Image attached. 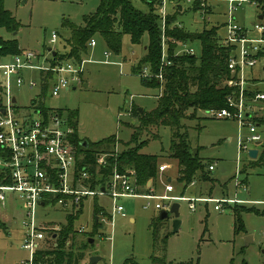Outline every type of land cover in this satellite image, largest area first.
I'll return each instance as SVG.
<instances>
[{
    "label": "rangeland",
    "instance_id": "obj_1",
    "mask_svg": "<svg viewBox=\"0 0 264 264\" xmlns=\"http://www.w3.org/2000/svg\"><path fill=\"white\" fill-rule=\"evenodd\" d=\"M130 1L136 9L148 10L145 1ZM99 3L100 0H3L4 8L12 13L20 26L16 33H9L0 28V36L4 39L15 38L20 50L36 52L39 55V59L33 62L36 65L50 66L52 57L49 49L62 54L64 58L60 63L65 65L73 60L66 57L69 51L67 39L70 25L80 26L83 23V16L95 11ZM176 4L181 8L176 22L178 26L182 24L192 32H199L204 27L219 26L218 34L224 35L222 25L227 20L225 15L227 2L224 0L204 3L215 7L211 13H207L206 8L188 10L191 3L186 1L177 0ZM171 6L167 0L168 10ZM255 11V5L252 3L237 6L234 11L237 24L251 31L256 23ZM53 33H56L57 37L51 42ZM249 36L256 37V34L250 32ZM94 40L95 46H89L87 52L82 55V59L86 61L83 63L82 73L79 74L80 83L73 84L70 74H64L70 88L60 90L58 95L53 96L48 87L45 92V104L50 108L76 112L78 133L91 142L114 135L109 152L119 154L129 147L131 126L138 125L136 117L124 114L130 106L128 101H132L131 105L136 108L149 112L157 105L160 89L145 87L141 83L140 74H134L132 71L145 54V45L148 42L146 34L139 44H132L129 36L123 35L118 54L111 51L99 36H95ZM181 48H191L196 56L201 53L198 40L186 42L183 46L179 45L175 54H182L178 53ZM104 52L109 53L107 58ZM164 52L168 54L167 45L164 46ZM12 61V55L0 59V63ZM147 70L146 68L145 74ZM248 74L250 70L246 68L245 75ZM253 74H258L257 68L253 69ZM20 76L24 79V83L11 84L9 93L16 98L17 106L25 109L40 93L41 80L36 71H22ZM30 82H34V85L31 86ZM4 86L5 78L0 71V103L5 100ZM261 105L258 107L262 109L261 114L264 115V104ZM183 124L185 126L183 131L188 135L191 148H199V155L205 161L216 162L215 169L211 171L216 181L203 184L196 182L189 191L195 195L208 194L218 198L220 195L215 192H219L221 187L222 192L228 197L248 201V203L243 202L244 205L254 207L259 213H242L244 231L235 233L230 204L224 205L222 210L217 211L213 202L207 204L196 202L195 209L191 210L188 202L176 201L179 204L177 217L179 223L177 231L174 232L175 217L169 211L171 203L163 202L165 204L163 210L168 212V216L159 219L161 210L154 209V205L158 202L162 203L161 201L126 197L119 203L125 208L126 216H114L112 226L101 223L93 235L91 233L94 230V204H101L108 210L111 206L106 198L88 197L84 201L82 212L73 223L74 229L83 227L85 231L82 234L77 233L74 239L73 247L82 255L78 264H91L92 257L100 258L97 264H123L126 259H132L137 264H156L154 258L166 263L198 260L199 264H243V262L264 264V164L249 168L246 165L248 162L246 155L242 153L239 155L242 160L237 177L239 181L246 178V186L236 187L234 184L238 158L237 137L239 133L244 136L246 129L242 128L239 132L238 123L235 121L209 118L202 110L197 111L195 118L185 119ZM258 129L264 134V123L260 124ZM170 138L171 129L168 126L149 127L140 136V140H144L145 145L139 152L156 155L159 158L158 163L169 164L170 168L164 174L173 179L176 176L177 162L167 156ZM248 147H252V144ZM244 167H247V170L242 172ZM174 187L175 192L170 194L179 195L180 192L185 191L182 190L183 184L175 183ZM162 193L163 187L158 186L154 195ZM184 195L191 197L189 192ZM14 197L17 198V195ZM235 207L234 209H239L238 206ZM100 213L101 211L99 215L102 218ZM106 214L108 217V213ZM66 217L65 211L56 205L48 204L45 208L36 209L34 224L37 228L63 227L67 225ZM0 219L7 225L11 223L7 226V230L0 229V264H18L27 260L31 254L22 248L26 228L18 203L16 205L8 203L6 209L0 211ZM152 220L155 222V226L153 225L156 229L155 240L152 239ZM167 235L169 236L164 241L163 238ZM47 237L45 232V239L38 242L39 247L52 249L56 240L51 243L48 242ZM89 237L93 239V243L88 242ZM248 238L251 239L250 242ZM72 242L68 238L66 248L71 247Z\"/></svg>",
    "mask_w": 264,
    "mask_h": 264
},
{
    "label": "built area",
    "instance_id": "obj_2",
    "mask_svg": "<svg viewBox=\"0 0 264 264\" xmlns=\"http://www.w3.org/2000/svg\"><path fill=\"white\" fill-rule=\"evenodd\" d=\"M177 0H169L174 6ZM180 1V0H178ZM188 3L200 2L201 6L211 0H181ZM207 1V2H206ZM227 2L226 23L224 24V35L219 36L220 43L225 47H230L231 54L227 62V68L231 78L224 83L234 88V92L227 96V106L221 109H209L204 111L206 116L219 120H232L238 123L239 130L245 128L246 136L240 133L237 137L238 158L236 160V176L240 173V163L242 153L246 155L251 148L263 143L264 138L257 131L256 103L264 101V91L258 88V83L253 81V69L264 67V26L256 22L252 30H248L237 24L234 11L237 6L243 3H252L256 6L255 0H224ZM210 5V4H208ZM158 13L161 16L162 29L165 27V18L169 13L167 0H161L158 6ZM206 13V12H204ZM181 27V26H179ZM256 33V37H250L249 33ZM56 33L51 35V42L56 39ZM95 40L91 39L89 46H95ZM180 45H185L181 43ZM165 40L163 38L161 66H166L169 62L164 52ZM178 53L194 54L191 48L180 49ZM178 55V54H176ZM38 54L31 51H23L14 55L10 63H0V71L5 78L3 88L5 100L0 103V211L6 209L9 201H19L24 217V233L22 248L31 255L27 260L18 264H33V254L36 250H43L38 242L45 239L47 232L48 242L55 241V237L60 231L59 227L37 228L34 224L36 209L47 207L48 204L56 205L66 211L71 216L79 214L83 201L88 197L104 196L111 202V210L108 213L101 212L99 221L112 226L114 216L125 217V208L119 204L122 198L137 197L141 199L159 200L154 205V209L163 210L165 204H173L176 201H186L191 210L195 209V203H215L214 209L222 210L226 204L241 203L237 199L211 198V197H189L185 195H173L174 186L168 181L164 174L170 165L159 163L154 181L163 187V193L154 195L156 187L152 180H148L146 185H137L136 173L133 169L119 171L116 166L109 172L103 173L101 170L107 167V157L116 156L114 153H100L96 158V180L104 178L102 184L91 187V173L87 165H82L84 155L78 152V148L72 142L74 128L70 123L66 111L59 109L42 110L39 102L35 100L25 109L17 108L13 102V96L9 93L11 84L21 85L24 79L20 74L22 71H37L42 75L40 84L45 83L48 73L56 75V80L51 89V95H58L60 90H68L70 84L64 74H70L73 84L80 83L79 74L83 71V63L70 61L67 64L57 63L49 67L36 65L33 62L38 60ZM105 58L109 53L104 52ZM105 63L107 61H104ZM249 68L250 74L245 75V69ZM146 68L140 74L145 78ZM162 80V72L155 76ZM264 83V82H262ZM33 86L34 82H30ZM130 100V99H129ZM132 101L124 114L132 116ZM121 115L119 114V117ZM252 144V147H248ZM214 164L211 163L208 169L212 171ZM100 168H102L100 170ZM17 195V198L14 196ZM171 206V205H170ZM78 233H85L83 227L77 229Z\"/></svg>",
    "mask_w": 264,
    "mask_h": 264
},
{
    "label": "trees",
    "instance_id": "obj_3",
    "mask_svg": "<svg viewBox=\"0 0 264 264\" xmlns=\"http://www.w3.org/2000/svg\"><path fill=\"white\" fill-rule=\"evenodd\" d=\"M143 1L148 4L147 11L136 9L130 0H100L95 11L83 16V23L80 26L70 25V34L67 39L69 51L66 57L73 59V62L83 60L82 55L87 52L89 43L95 36H99L111 51L118 54L123 35H128L132 44H139L143 35L146 34L148 42L145 45V54L132 71L134 74H141L143 68H147L149 76L141 78L142 85L147 88L160 89L157 105L153 110L140 112L135 106L132 107V116L137 118L138 125H130L132 134L129 147L116 156H108L107 167L100 168V170L102 169L103 173H108L114 166L119 171L133 169L136 173L137 185L140 187L146 185L148 180H154L159 158L156 155L139 152L140 148L145 145V141H141L140 136L149 127L168 126L171 129V138L167 156L177 162V182L182 183L184 188L195 180L211 183L215 180L208 169L212 161H205L201 158L199 148H191L188 135L183 131L185 128L183 121L195 118L199 110L221 109L227 106V96L234 92V88L224 83L231 78L227 68L231 48L220 43L219 26L204 27L199 32H192L184 27H179L176 24L178 15L181 13L179 4L171 6L165 18L163 30L161 16L158 13L161 0ZM255 2L258 14L262 16V19L257 21L264 26V0H255ZM205 8L207 13L212 11L211 5L204 7L198 1H194L188 6V10L194 11ZM19 26L12 13L4 8L3 0H0V28L9 33H16ZM163 38L165 45L168 46L166 60L169 64L166 66H161ZM193 40H198L200 43L201 53L199 56L186 53L175 54L181 43ZM21 52L15 38L4 39L0 36V59L9 55L21 54ZM52 52L50 65L62 62L64 56L57 52L53 56ZM160 70L162 72L161 81L155 77ZM253 81L257 82L255 79ZM46 87V83L42 84L43 92L47 89ZM39 107L46 110L40 102ZM76 115V112L68 111L70 123L74 128L72 142L78 148V152L84 155L82 165L88 166L91 173V187L94 188L96 184L104 182L102 177L95 179L97 177L96 158L100 153H109V147L113 145L114 136H108L97 142L88 141V145L84 146L76 132ZM260 164H264V143L258 159L250 161L251 166ZM235 206H238L239 209H234ZM100 211L103 209L94 204L95 221L94 230L91 233L93 235L100 227V221L96 220ZM245 212L259 213L254 207L235 204L231 212L235 233L244 231L242 213ZM76 218L77 216L67 215V225L63 226L55 237L56 245L52 249L36 250L32 258L33 264H78L82 255L73 247L75 235L78 233L73 225ZM153 225L155 226V222L152 220V236L155 240L156 229ZM7 226L5 222L0 220L1 230H7ZM168 236H164L163 240L165 241ZM68 238L73 242L71 247L66 248L65 244ZM153 261L158 264H199L198 260L166 263L154 258ZM123 264L135 263L132 259H126Z\"/></svg>",
    "mask_w": 264,
    "mask_h": 264
},
{
    "label": "crops",
    "instance_id": "obj_4",
    "mask_svg": "<svg viewBox=\"0 0 264 264\" xmlns=\"http://www.w3.org/2000/svg\"><path fill=\"white\" fill-rule=\"evenodd\" d=\"M210 2V1H209ZM212 7V11H213V9L215 8V7H213V6H211ZM255 12H256V22H258L257 20H259L258 19V16H259V14H258V11H257V8H256V6H255ZM211 11V12H212ZM210 12V13H211ZM225 15H226V13H225ZM226 23V21L223 23V25H222V27H224V24ZM182 27H184L182 24H180ZM256 34V33H255ZM22 52H23V50H21ZM52 51V50H51ZM12 56H14V55H12ZM84 61H86V60H84ZM257 69H258V74H253V76H254V78L253 79H255V80H257V82H260V83H258V88L259 89H261L262 91H264V87H262V86H264V83H262V82H264V67H262V68H260L259 66L258 67H256ZM37 72V71H36ZM38 74L40 75V80H41V77H42V75L43 74H41L40 72H38ZM55 80H56V75H54V74H52V73H50V74H47L46 75V77H45V83H46V85H47V87L46 88H48L49 87V90H50V92H51V89H52V86H53V84H54V82H55ZM80 80H81V78H80ZM41 86V91H40V93L39 94H37L36 95V97H35V99L31 102V104L35 101V100H37L38 102H40L41 103V105L46 109V110H50V109H54V108H50V107H48V106H46V104H45V98H46V95H45V92H46V90L43 92V89H42V84L40 85ZM50 86H51V88H50ZM13 99H14V104L16 105V107L17 108H20L19 106H17V104H16V98L13 96ZM12 99V100H13ZM30 104V105H31ZM261 104H264V101H261V102H258V103H256V106H257V109H258V112H257V116H255V118H254V121H256V126H257V131L259 132V126H260V124H263L264 123V115H262L261 114V111H262V109L260 108V107H258L259 105H261ZM29 105V106H30ZM28 106V107H29ZM261 107H262V105H261ZM27 108V107H26ZM21 109V108H20ZM56 109V108H55ZM142 109V108H141ZM59 110H62V109H59ZM142 111H143V109H142ZM66 114L68 115V111H66ZM68 118H69V116H68ZM77 123V122H76ZM237 123V122H236ZM239 126V125H238ZM76 132H77V135H78V138L80 139V140H82L83 142L85 141V142H88V141H90V140H88V139H86V138H83V137H81L80 135H79V133H78V125L76 126ZM239 132H240V130H239ZM259 134L264 138V134L263 133H260L259 132ZM239 135V134H238ZM247 135V131H246V134L244 135V136H246ZM111 136H114V135H111ZM243 136V135H242ZM106 138V137H105ZM104 139V138H103ZM102 140V139H101ZM91 142V141H90ZM93 142H97V141H93ZM263 143H264V141H263ZM263 143H261L260 145H258L257 147L258 148H256L257 150H258V152H257V156H256V158L255 159H252V158H250V159H247L248 160V162H247V167H249V168H253V167H255V166H251L250 165V161H252V160H256V159H258V157L260 156V154H261V151H262V144ZM252 149V148H251ZM211 163H213L214 165H216V162H211ZM210 163V164H211ZM257 166V165H256ZM247 167H244L241 171L242 172H245V170H247ZM236 168H237V164H236ZM214 169H215V166H214ZM213 169V170H214ZM177 174H178V168H177V171H176V176H174L173 177V179H172V177L171 176H167V179H168V181H170L171 183H172V185L173 186H175V183H177V184H182V183H178L177 182ZM235 176H236V171H235ZM215 179V178H214ZM154 180H152V182H153ZM155 182V181H154ZM153 182V183H154ZM196 182H198V181H193V182H191L186 188H184V187H182V190L183 189H185V191L182 193V192H180L179 194L180 195H184V193H186V192H189L190 194H191V197H209L210 195H195L194 193H192L191 191H189V188H191V187H194V185H195V183ZM198 183H201V184H203V183H206V182H198ZM207 183H209V182H207ZM234 184H235V186L236 187H240V186H246V178H243V179H241L240 181L238 180V183H236V180H235V182H234ZM154 185H155V187L157 188L158 186H160L159 184H157L156 182L154 183ZM174 189H175V187H174ZM219 192H215V193H218L219 195H220V197H218V198H228V199H236V197L235 198H230V197H228L227 196V194H224V192H222V189H221V187H219ZM175 192V191H174ZM182 193V194H181ZM211 198H217V197H214L213 195L212 196H210ZM93 198V197H92ZM97 198H106V197H104V196H97V197H94V199H97ZM109 202H110V200L108 199V198H106ZM237 200H239V199H237ZM85 201V200H84ZM84 201H83V204H84ZM241 203H243V202H245V203H248V201H246V200H239ZM8 203H12V204H17L18 203V205H19V207H20V212L22 213V215H23V212H22V209H21V206H20V202L19 201H9ZM199 203H201V202H199ZM83 204H82V207H83ZM204 204H207V203H204ZM226 205H228V204H226ZM231 205V212H232V208H233V206L235 205V204H230ZM241 205H244V203L243 204H241ZM7 206H8V204H7ZM99 208H102L103 209V211H101V212H103V213H106V212H108L109 213V211L111 210V208H110V210H108L105 206H103V205H97ZM110 206H111V202H110ZM171 207V206H170ZM45 208V207H44ZM62 210V209H61ZM64 211V210H63ZM106 211V212H105ZM161 211H165V210H161ZM160 211V212H161ZM66 212V211H65ZM82 212V211H81ZM80 212V213H81ZM167 212V211H166ZM67 213V212H66ZM79 213V214H80ZM78 214V215H79ZM101 214V213H100ZM67 215L69 216V214L67 213ZM78 215H76L77 217H78ZM100 216V215H99ZM66 219H67V217H66ZM131 219V221H133V219L132 218H130ZM160 219V218H159ZM1 220V219H0ZM96 220H99V218L97 217L96 218ZM94 221H95V219H94ZM4 222V221H3ZM102 222H100V224H101ZM103 224V223H102ZM9 225H11V223H8V226ZM178 225V224H177ZM101 226V225H100ZM59 228L61 229L62 227L61 226H59ZM99 229V228H98ZM177 229H178V226H176V230H174V232H176L177 231ZM75 230L77 231V229L75 228ZM59 232V231H58ZM80 234H82V233H80ZM251 238V237H250ZM250 238H248L249 239V241L248 242H250L251 241V239ZM89 239V238H88ZM152 239H153V236H152ZM56 245V244H55ZM100 260V259H99ZM135 264H137L136 263V261H134V260H132ZM99 262V261H98ZM97 262V263H98ZM96 263V264H97ZM156 264H158L157 262H155Z\"/></svg>",
    "mask_w": 264,
    "mask_h": 264
},
{
    "label": "water",
    "instance_id": "obj_5",
    "mask_svg": "<svg viewBox=\"0 0 264 264\" xmlns=\"http://www.w3.org/2000/svg\"><path fill=\"white\" fill-rule=\"evenodd\" d=\"M258 19L259 20L262 19V16L259 15L258 16ZM49 52H52L51 49H49ZM52 55L54 56L55 55V52H52ZM13 101H14V99H13ZM138 109H139L140 112H142V109L141 108H138ZM82 143H83L84 146H87L88 145V143L85 142V141L82 142ZM257 152H258V150L256 148H252V149H250L248 151V156L250 158H252V159H255L256 156H257ZM178 209H179V204L176 203V202H174L173 204H171V207H170V210H169L170 213H172L174 215V217H175V220H174L175 229L174 230H176V226L179 223V221L177 220V217H178ZM167 216H168V212H166V211H161L160 214H159V218L160 219H165ZM88 242L89 243H93V239L89 238ZM99 259H100L99 257H92L90 259V262H91V264H96L99 261Z\"/></svg>",
    "mask_w": 264,
    "mask_h": 264
}]
</instances>
